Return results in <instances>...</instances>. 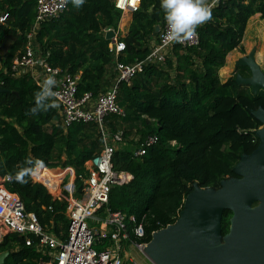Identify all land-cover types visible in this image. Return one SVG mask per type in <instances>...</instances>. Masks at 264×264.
Instances as JSON below:
<instances>
[{
  "label": "trees",
  "instance_id": "obj_1",
  "mask_svg": "<svg viewBox=\"0 0 264 264\" xmlns=\"http://www.w3.org/2000/svg\"><path fill=\"white\" fill-rule=\"evenodd\" d=\"M155 1L139 0L125 35L119 34L117 24L126 13L111 0H85L79 9L68 0L57 17L42 22L33 34L34 45L50 66L78 75L77 96L88 92L95 97L116 86L115 103L123 116L109 114L104 129L108 134L121 131L124 141L114 150L111 164L130 179L110 187L107 206L121 212L128 227L141 222L144 236L134 241L145 243L152 232L174 222L193 183L218 187L221 179L233 176L230 169L239 155L255 147L251 131L256 122L242 108L244 101L237 103L233 79L221 82L217 70L229 51L241 49L247 20L255 14L264 19V0H217L212 19L197 28L195 46L173 45L163 62L143 63L129 84L117 81L103 30L117 31L124 44L118 63L142 60L156 44L164 20L160 4L157 16L150 15ZM34 7L35 0H0V16L6 14L0 23V175L27 166L29 157L44 162L34 177L44 185L25 177L27 184L9 181L7 188L17 194L24 212L33 213L46 232L62 240L67 194L61 191L57 199L50 192L56 194L59 176L70 167L73 196L80 197L79 177L87 175L83 163L99 151L100 134L94 123L63 127L56 108L29 114L39 87L28 74L10 72L9 64L25 44ZM148 135H155L156 143L133 156L136 140ZM229 216V211L222 212L221 233L227 231ZM2 252L7 254L1 264L50 259L15 234L0 240Z\"/></svg>",
  "mask_w": 264,
  "mask_h": 264
},
{
  "label": "built area",
  "instance_id": "obj_2",
  "mask_svg": "<svg viewBox=\"0 0 264 264\" xmlns=\"http://www.w3.org/2000/svg\"><path fill=\"white\" fill-rule=\"evenodd\" d=\"M111 1L114 8L126 14H131L139 7V0ZM65 5L63 0H35L34 16L29 30L24 34L25 44L11 59L9 70L14 75L28 74L37 87L49 75L54 76L57 85L53 90L59 93L55 102L58 105L56 110L60 125L66 127L73 123H94L100 134V149L83 163L87 175L84 178L79 177L82 182L80 197L73 196L74 181L69 184L70 189H61L67 194V225L62 240L46 232L33 213L24 212L17 194L7 188L8 175H0V240L7 234L22 236L25 246H33L36 251L50 257L48 262L39 260L36 264H134L130 257H123L124 247L130 245L141 252L146 243L134 239L143 238L142 223L128 227L124 215L110 210L107 206L110 187L126 183L130 179L128 174L113 170L111 164L114 150L122 143L121 131L108 134L104 129L105 118L109 114L123 116V111L115 103L116 86H111L95 97L88 92L77 96L78 75H71L50 66L33 43V34L39 25L57 17ZM5 18L6 14L1 15L0 23ZM117 31L109 39L107 48L113 56L116 80L126 84L130 83V79L141 69L143 63L163 62L165 54L173 45L190 47L197 44V37L183 44H168L164 40L167 26L163 20L157 42L145 57L131 64H121L116 58L124 49V44L118 39ZM156 141L155 135H148L139 142L136 140L132 155L141 156L145 148ZM72 177L74 180L73 171ZM32 181L40 182L35 178ZM59 184L60 182L57 185ZM63 184L64 181H61V186ZM59 193L53 197L58 199Z\"/></svg>",
  "mask_w": 264,
  "mask_h": 264
},
{
  "label": "water",
  "instance_id": "obj_3",
  "mask_svg": "<svg viewBox=\"0 0 264 264\" xmlns=\"http://www.w3.org/2000/svg\"><path fill=\"white\" fill-rule=\"evenodd\" d=\"M113 35L108 29L104 39ZM239 62L249 65L253 76L234 81L252 91L264 88V78L255 74L251 62ZM250 115L261 124L251 131L256 146L239 155L230 169L233 176L221 179L218 187L192 184L174 222L152 232L142 247L151 264H264V111L257 107ZM224 210L230 216L227 231L221 233ZM6 254L0 253V264Z\"/></svg>",
  "mask_w": 264,
  "mask_h": 264
},
{
  "label": "clouds",
  "instance_id": "obj_4",
  "mask_svg": "<svg viewBox=\"0 0 264 264\" xmlns=\"http://www.w3.org/2000/svg\"><path fill=\"white\" fill-rule=\"evenodd\" d=\"M66 4L68 0H63ZM85 0H71L74 7L79 9ZM217 0H161L160 7L164 12V20L167 26V33L164 40L168 44H183L192 41L197 37V28L212 19V8ZM57 81L54 76L46 77L39 87V91L34 93V106L29 109V114L36 116L42 111L58 107L55 98L59 93L53 89ZM24 167H20L14 174L9 173L7 179L20 185H25L28 180L25 177H35L44 167V162L40 159L27 158Z\"/></svg>",
  "mask_w": 264,
  "mask_h": 264
},
{
  "label": "flooded vegetation",
  "instance_id": "obj_5",
  "mask_svg": "<svg viewBox=\"0 0 264 264\" xmlns=\"http://www.w3.org/2000/svg\"><path fill=\"white\" fill-rule=\"evenodd\" d=\"M261 37L263 38L261 50L258 49L259 45L257 43V40H254L253 44L247 50L241 43V49L234 50V52L236 53V57L233 60L230 68L226 72H224L226 76L224 82L231 78L234 81L235 77H238L240 80H242L248 79L253 76L252 68L247 64L240 63L239 61H250L251 66L255 70V74L264 78V33ZM249 54L250 57H248ZM234 85L237 103H239L240 105L241 101H244L241 104H243V107L244 109H246L250 118L254 122H256L255 129L260 128L261 124L250 115V110H255L257 107H260L264 111V88L257 87L254 91H252L251 86L246 85L242 82L236 83L234 81ZM254 142L256 146V138Z\"/></svg>",
  "mask_w": 264,
  "mask_h": 264
},
{
  "label": "rangeland",
  "instance_id": "obj_6",
  "mask_svg": "<svg viewBox=\"0 0 264 264\" xmlns=\"http://www.w3.org/2000/svg\"><path fill=\"white\" fill-rule=\"evenodd\" d=\"M129 16H130L129 14H126L123 17H126L128 19ZM118 27H120L119 29L117 28L118 31L121 30V26H119V22H118ZM263 33H264V19H260L258 17V15L255 14L247 20L240 43L247 50L253 44L254 40H257L258 41L257 43L259 45L258 49L261 50L262 43H263V38L261 36L263 35ZM235 57H236V53L234 52V50L229 51L225 55L223 65L217 70V76L221 82H224V80L226 78L224 72H226L230 68ZM242 108H244V107H242ZM252 130H254V129H252ZM122 141H124V140L122 139ZM31 179H32V177H31ZM33 179H34V177H33ZM61 181H64V184L62 186H61ZM59 182H60V184L57 185ZM58 183L56 182V189H57L56 194H53L50 192L52 196L58 195V193L61 191V189L67 188V185H69L70 183H73L72 170H65V172L62 174V177H61V175L59 176ZM65 184H66V187H65ZM127 251L129 253V256L131 257V260L134 263L141 262V264H151L143 256V254H141V252H139L135 248L128 247Z\"/></svg>",
  "mask_w": 264,
  "mask_h": 264
},
{
  "label": "crops",
  "instance_id": "obj_7",
  "mask_svg": "<svg viewBox=\"0 0 264 264\" xmlns=\"http://www.w3.org/2000/svg\"><path fill=\"white\" fill-rule=\"evenodd\" d=\"M161 3V0H156L155 1V4L154 5H152L150 8H149V12H150V15H151V17H153V18H155L156 16H157V14H156V11H157V7H158V5ZM208 3L209 4H211L212 3V0H208ZM130 15V14H129ZM122 19H126V20H122ZM120 21H118L119 22V26H121V30H119L118 32L121 34V35H125V33H126V31H127V27H128V24H129V21H130V16H129V18L127 19L126 17H121L120 19H119ZM120 23H124L123 24V26L122 25H120ZM117 28L119 29L120 27H118V24H117ZM117 29V30H118ZM68 168H70V167H68ZM61 177H62V175H61ZM128 247H133V246H130V245H128V246H125L124 247V252L126 253V257H130L129 256V253H128V251H127V248ZM134 248V247H133ZM131 258V257H130ZM133 262V261H132ZM134 263V262H133ZM134 264H141V262H136V263H134Z\"/></svg>",
  "mask_w": 264,
  "mask_h": 264
},
{
  "label": "bare ground",
  "instance_id": "obj_8",
  "mask_svg": "<svg viewBox=\"0 0 264 264\" xmlns=\"http://www.w3.org/2000/svg\"><path fill=\"white\" fill-rule=\"evenodd\" d=\"M125 20V19H124ZM124 24V23H123ZM123 24L122 23H120V25H122L123 26Z\"/></svg>",
  "mask_w": 264,
  "mask_h": 264
}]
</instances>
